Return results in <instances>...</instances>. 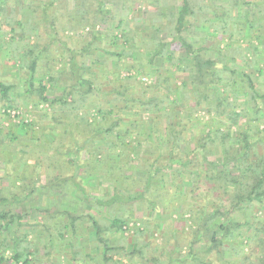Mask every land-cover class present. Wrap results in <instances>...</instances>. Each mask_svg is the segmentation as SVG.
<instances>
[{
    "label": "trees",
    "instance_id": "16d2710c",
    "mask_svg": "<svg viewBox=\"0 0 264 264\" xmlns=\"http://www.w3.org/2000/svg\"><path fill=\"white\" fill-rule=\"evenodd\" d=\"M89 1L74 0V30L88 27L90 33L85 49L71 50L69 73L74 82L64 84L61 97L54 99L46 94L47 84L41 80L47 77L48 86H53L54 77L47 70L39 75L33 94L39 98V102L33 101L36 108L48 102L54 109L64 110L68 102H74L73 121L64 122L69 128L64 130L68 135L59 159L70 169L49 174L40 183L46 166L38 158L32 163L29 160L35 147L47 150L55 139L52 130L59 121L57 111L52 120L44 122L45 109L40 108L34 122L10 121L0 127V264L47 263L46 259L56 263L53 250L66 238L67 264H158L159 258L147 255L148 243L139 238L142 231L138 228L132 236L125 235V225L141 203L149 205L144 212L156 213V217L168 207L181 213L189 211L190 197L197 201L202 192L201 215L199 210L192 211L196 223L186 254L173 258L179 250L172 247L162 263L214 264L215 260L218 264H245L250 260L246 264H264L263 220L256 226L260 220L251 214L245 220H234L245 217V211L256 204L264 211V152H260V147L264 150V127L260 126L264 87L259 83L264 72V18L250 19L251 0H244L242 13L240 7L237 12L240 0H209L204 5L201 0H180L178 7H170L167 0ZM130 1L133 4H128ZM30 2L25 0L27 5ZM142 3L155 17L145 19L141 30L134 32L128 30L125 19L118 20L111 30H120L113 38L121 49L103 48L107 34L94 25L114 17L112 9L119 7L126 15L128 5L138 11ZM33 4L27 24L21 15V20L12 22L11 30L18 28L22 36L35 30L38 9L39 18L52 27L58 19L57 10L68 11L65 0ZM255 5L259 14L264 13V0ZM201 21L210 28L208 34L195 31ZM219 35L228 37L223 45L214 42ZM146 46L151 47L150 52L139 51ZM84 50L101 51L104 58L116 60L118 69L110 71L114 75L106 86H95L94 76H88L81 59ZM157 56L164 58L163 68H150L148 63ZM23 57L26 59V54ZM37 57H29V85L24 90L28 97L33 92ZM104 61L103 68L108 65ZM127 66L136 67L137 74L154 75L152 83L135 92L130 76L120 78V71ZM176 71L187 73L179 85L172 81ZM6 81L0 79V102L7 110L15 109V83ZM240 95L247 103L237 109L234 105ZM88 96L96 98L89 106L83 102ZM197 110L210 117L202 119ZM134 115L137 117L132 119ZM125 119L132 121L124 123ZM134 131L137 137L128 140ZM167 168L170 185L163 184ZM180 168L190 174L184 175ZM104 179L112 184L110 193L105 198L93 196L94 185ZM61 199L74 203V211L58 206ZM94 206L95 213L91 212ZM250 227L254 232L250 233ZM251 241L261 250L260 263L244 250V242L250 245ZM198 242L205 246L200 251L193 249ZM7 250L11 251L8 256ZM213 252L215 258L209 259Z\"/></svg>",
    "mask_w": 264,
    "mask_h": 264
},
{
    "label": "rangeland",
    "instance_id": "374dc122",
    "mask_svg": "<svg viewBox=\"0 0 264 264\" xmlns=\"http://www.w3.org/2000/svg\"><path fill=\"white\" fill-rule=\"evenodd\" d=\"M39 1V2H38ZM67 2V10L64 8H60V10H57L55 13L57 16V20L54 21V26H50L49 24L43 22L40 16V9L36 11L37 17L36 19V28L35 30L30 29L28 32L22 34L18 30V28L11 30L10 28L14 26L12 25V22L18 21L22 19V22L24 24H27L26 18L28 17V14L31 10V5L40 4V0H31V4L27 5L25 4V0H0V7H4L5 9L0 10V79L7 80L6 82H12L15 83V89L13 90L14 94V102L17 105V108L7 110L2 107V103L0 102V127L7 126L10 121L12 122H20V120L23 121H35V114H39V110L45 109L46 116L44 117L45 120H52V114L54 111H57L56 116H58V123H56V129L54 128L52 130L53 133H59L57 136L55 134V139H53L51 144H49V147L47 150L43 147H35L34 152L29 157L30 162L32 163L33 158H38L41 160L42 164L46 166L44 170V173L42 171V174L40 175L39 182L44 183L45 177H48V175H52L54 172H61L64 173L67 169L69 170V165L67 163L61 164V160L59 162V159L63 158L62 152H64L63 148L61 147L62 143L64 142L65 138L68 135V132H64L65 128H69L68 126H65L64 122H69V120L73 121V113H74V102H68L66 108L64 110L60 109H54L52 106L48 104V102L42 103L37 106L33 105V101L39 102V98L34 96L36 94V91H34V87L37 88L38 82L40 80V74L44 73L45 71H49V74L54 77V84L53 86H48V80L47 77L44 79H41L44 81V83L47 84V92L50 97L54 99H59L62 95V89L63 85L66 83H72L74 82V78H71L72 74L69 73L70 68V56L72 54L71 50H83L87 46L88 41H90V33H88L89 28H77L74 30V0H65ZM90 0L89 2H91ZM209 0H201V5L206 4ZM218 1H225V0H218ZM251 5L249 7L250 9V19L252 21L257 20L259 16L261 18H264V13L258 12V8L255 5V2H260V0H251ZM161 2V1H159ZM244 0L239 1V5L237 7V12H239V7L241 8L240 13L244 12ZM128 4H133L131 1L128 2ZM167 4L170 7H178L180 4V0H167ZM37 6V5H36ZM133 5H128L127 10L128 12L125 15V12L119 8L115 7L116 11L112 9L111 14H115L114 17L109 18L107 17L106 23H96L94 25V29L102 30L107 34V36L102 40L103 48H106L109 51H119L121 49V46L118 44L116 45L115 39L113 38V35H120V30L111 28L116 25L118 20L122 19L127 21V26H129L128 30L131 32H134V30H141V24L145 22L144 20L147 18L155 17L154 12H148L146 9V4L142 3L138 5V11L132 10ZM126 9V8H125ZM69 12L72 13V15L69 14ZM147 12V13H146ZM139 13V15H137ZM22 15V18H21ZM136 17H139L136 21ZM21 18V19H20ZM33 23V22H32ZM15 30V31H14ZM100 30V31H101ZM210 28L207 26V24L204 21H201L199 26H195V31L207 33L209 32ZM112 34V35H111ZM197 39V37H194ZM211 39V37H208ZM224 39H221V36L215 37L214 42H220L221 45L224 44V41L228 40L227 36H223ZM253 40L255 44L258 43V41L253 37ZM263 39H259V41ZM209 42V41H208ZM47 45V48L45 49L44 45ZM85 56H82V60L87 67V73L89 75H93L96 79L95 86L100 87L106 86L107 81L112 78V75L110 71L118 69L116 60L110 57H103V52L99 51L96 53L93 52H85ZM139 51L142 53L145 52L146 54L151 51L150 46H146L145 48H139ZM26 54V59L23 57V55ZM182 54V52H181ZM37 57V65L35 67V71L33 74V79L31 80L33 83V92L31 95L24 94V90L28 88V81L26 80L27 74L29 72V60L31 57L34 56ZM96 55V56H95ZM106 55V54H105ZM135 57L139 59V53H134ZM208 55L213 56L212 52H208ZM30 57V58H29ZM80 59V58H78ZM24 60V63H23ZM97 60V62H96ZM108 64L107 67L103 68L101 66L102 62H105ZM163 57L157 56L153 63H148L150 68L157 69V68H163ZM144 64H146V59L142 60ZM234 61V60H232ZM237 64V63H236ZM147 65V64H146ZM241 66L240 64H238ZM258 66H261L259 64ZM264 67V63L262 64ZM121 68V67H120ZM129 68V69H128ZM253 69H255V66L253 65ZM251 70V68L249 69ZM120 78H124L126 76L131 77L132 85L135 86L134 91L135 92H141L147 85L152 83L153 76L145 75V74H137L136 67H126L125 69H122L120 71ZM141 72V70H140ZM146 72V71H144ZM64 73V74H62ZM23 74V75H22ZM64 75V78L62 79ZM183 78H187L186 72H179L176 71L174 75H172V81L174 82V85H179L180 81ZM104 79V80H103ZM65 81V82H64ZM259 83L260 86L264 87V72L259 76ZM64 82V83H63ZM90 93H93L90 92ZM34 94V95H33ZM74 97V94H73ZM237 101L235 102V107L237 109L241 108L243 104H246L247 102L243 100L242 96L237 97ZM102 99V98H100ZM99 99V100H100ZM69 100V99H68ZM96 98L94 96H88L83 102H86L89 106V103L95 101ZM98 100V99H97ZM79 104V103H78ZM204 106V105H202ZM72 107V110H70ZM93 112V110H91ZM5 113H8L7 115ZM197 113L203 118L207 119L210 117V114H206L203 110H197ZM17 114V115H16ZM147 113H143V117L146 118ZM41 117V116H40ZM137 116L134 115L131 117L132 119L136 118ZM39 118V117H38ZM37 118V120H38ZM36 120V122H37ZM132 120L125 119L124 123H129ZM195 121V120H194ZM217 120H215L216 122ZM35 122V123H36ZM218 122V121H217ZM264 118H262L261 121V127H264ZM213 123V122H211ZM263 123V124H262ZM215 126V124H212ZM198 127H201L200 125ZM224 129V127H221ZM52 133V134H53ZM51 135V133H49ZM52 138V135L50 136ZM137 137L136 132L134 131L130 138H127L128 140L134 141ZM66 142V140H65ZM264 152L263 149L260 147V152ZM83 156H87L85 152H83ZM62 155V156H60ZM219 155V152L216 154ZM65 156V155H64ZM69 157V156H68ZM68 157L65 156L64 159L66 161L68 160ZM73 158V157H71ZM70 159V157H69ZM54 163V166H53ZM167 163V161L165 162ZM1 166V165H0ZM71 166V165H70ZM182 170V173L184 175H189L190 170ZM166 174L163 177V184H169V175L168 173L169 168L166 169ZM47 173V174H46ZM111 185L109 181L103 180L102 184H98V186L94 185L95 191H93V196H99V197H107L108 194L111 191ZM170 185V184H169ZM168 186V185H167ZM74 191V190H72ZM43 192L46 193L44 190ZM205 192H202L200 194V198H203ZM46 196V194H45ZM200 198H197L195 201L192 197L189 199V211H183V212H177L176 209L172 210L170 207L167 208V210H161V212L157 215L156 213L148 214L144 211L149 210L148 204H139V207L135 209L134 216H131V219L128 221L127 225H125V235L132 236V233L135 234L136 229H140L142 231V234H139V238L142 242H147V246L145 249H147V255L148 256H156V258H159L158 264H163L162 262H165L162 259L166 258L167 252L172 249L177 250L179 252L178 255L173 256V258H182L180 255L186 254L188 240L190 238V233L192 234L193 230L195 229V223L196 218L194 217L193 213H197L199 208V205L201 204ZM187 204V203H186ZM58 206L61 208H68L74 211V203L69 202L67 199H61L58 200ZM162 208V204L159 205ZM198 206V207H197ZM96 207L94 206L93 209H91V212H96ZM77 210H80V207L77 206ZM160 210V209H159ZM172 210V211H171ZM201 210V209H200ZM200 210L198 213V216H200ZM252 210V212H251ZM251 210L245 211V217L237 216L234 220L235 221H242L247 219L250 214L252 215L251 218H254L258 221V224H264V211L261 209L260 205L258 204L254 205ZM158 211V210H157ZM192 211H194L192 213ZM156 212V211H154ZM150 213V212H149ZM155 221L158 223V225L155 223ZM161 224V225H160ZM164 228L163 230L160 228ZM250 230L254 232V229L250 227ZM32 235L28 236V239H30ZM66 240L68 238L64 239L63 241H60L57 243V248L55 246V250H53L52 256L57 258L55 259L57 264H67L69 260H66V256L69 255L67 252V243ZM79 241L83 244V238H80ZM255 243L252 242L250 245H245V242L243 244L244 250L247 254L251 255V260L255 261L256 263H260L261 257L260 253L261 250H258L255 248ZM73 244H74V237H73ZM205 246L203 243L198 242L197 244L193 245V249L202 250ZM86 248V247H85ZM11 251L7 250L5 251V254L8 256L10 255ZM215 252L210 254L209 259L215 258ZM226 258H229L227 256ZM256 258V260H255ZM260 259V260H259ZM47 263H39L35 262L34 264H56L54 261H49V259H46ZM45 260V261H46ZM126 260V259H124ZM250 260H247L245 262L248 263ZM177 262V261H176ZM214 264H218L217 261L213 260Z\"/></svg>",
    "mask_w": 264,
    "mask_h": 264
}]
</instances>
